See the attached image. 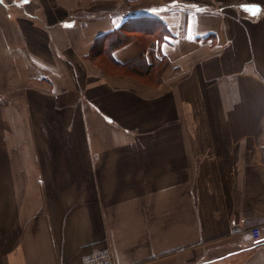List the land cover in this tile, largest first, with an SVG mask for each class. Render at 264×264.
Listing matches in <instances>:
<instances>
[{
	"label": "crops",
	"instance_id": "1",
	"mask_svg": "<svg viewBox=\"0 0 264 264\" xmlns=\"http://www.w3.org/2000/svg\"><path fill=\"white\" fill-rule=\"evenodd\" d=\"M263 215L264 0H0V264H264Z\"/></svg>",
	"mask_w": 264,
	"mask_h": 264
},
{
	"label": "built area",
	"instance_id": "2",
	"mask_svg": "<svg viewBox=\"0 0 264 264\" xmlns=\"http://www.w3.org/2000/svg\"><path fill=\"white\" fill-rule=\"evenodd\" d=\"M242 225L248 228L251 237L258 240L261 237V228L264 225V215L254 218H245ZM82 264H115L109 249L95 251L83 257Z\"/></svg>",
	"mask_w": 264,
	"mask_h": 264
},
{
	"label": "trees",
	"instance_id": "3",
	"mask_svg": "<svg viewBox=\"0 0 264 264\" xmlns=\"http://www.w3.org/2000/svg\"><path fill=\"white\" fill-rule=\"evenodd\" d=\"M128 38L125 36V35H118L116 36L113 41H112V44L115 46V45H119L123 42H125Z\"/></svg>",
	"mask_w": 264,
	"mask_h": 264
},
{
	"label": "snow or ice",
	"instance_id": "4",
	"mask_svg": "<svg viewBox=\"0 0 264 264\" xmlns=\"http://www.w3.org/2000/svg\"><path fill=\"white\" fill-rule=\"evenodd\" d=\"M25 2H26V0H25ZM154 11H155V10H154ZM256 11H258V9H257ZM252 14H253V15H255V14H256V12L254 11Z\"/></svg>",
	"mask_w": 264,
	"mask_h": 264
}]
</instances>
